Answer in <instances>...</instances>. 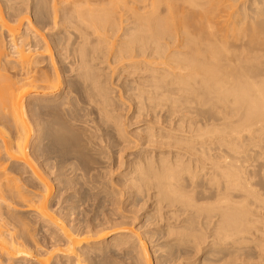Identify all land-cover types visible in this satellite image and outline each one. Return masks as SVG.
<instances>
[{
    "label": "bare ground",
    "instance_id": "1",
    "mask_svg": "<svg viewBox=\"0 0 264 264\" xmlns=\"http://www.w3.org/2000/svg\"><path fill=\"white\" fill-rule=\"evenodd\" d=\"M64 1H31L50 40L0 18V264H264V0ZM78 185L137 215L70 224L50 201Z\"/></svg>",
    "mask_w": 264,
    "mask_h": 264
},
{
    "label": "rangeland",
    "instance_id": "2",
    "mask_svg": "<svg viewBox=\"0 0 264 264\" xmlns=\"http://www.w3.org/2000/svg\"><path fill=\"white\" fill-rule=\"evenodd\" d=\"M33 2V0H11L10 2H12V3H20V2H22V3H20V4H22V5H24V8L26 9V11H28V14L30 15V17L33 19V25L36 27V28H40L41 26V28H40V30H39V32H40V34L42 35V37L44 36V38H46V39H48V40H50L51 38H53L52 37V35L53 36H55L56 34H55V31H56V33H60V34H62V32H64V28L63 27H65L66 25L65 24H62V27L59 25L58 27H57V25L56 26H54V24H52V23H50V25H46V24H49L47 21L48 20H46L47 18H43L44 19V21H43V19L41 18H37V16H36V18L37 19H40V21L38 22L37 20H36V18H35V15H34V10L32 9V2ZM61 1H63V0H61ZM69 1H71V4H80L79 6L78 5H76V7L78 8V9H81L82 11H86L87 9H89L88 8V6L87 5H89V7H100L101 5H103L104 6V4H100V5H91V4H87V3H72L73 2V0H65L64 2H62L63 3V5H66L67 3V5H71L70 4V2ZM176 1V0H175ZM179 1H181V0H178V2ZM184 0H182L181 2H183ZM8 0H0V18H3V19H5V20H7L10 24H13L14 23V21H13V18H14V12H13V9H10V8H8L7 6V3H10ZM151 2V0H146V1H144L142 4L143 5H145V4H149ZM165 2V1H164ZM168 1H166V3H167ZM24 3V4H23ZM166 3H162L161 4V6H163V7H165V8H167V4ZM28 7H27V6ZM91 5V6H90ZM102 6V7H103ZM80 7V8H79ZM81 7H83V8H81ZM87 7V8H86ZM94 7V8H95ZM84 8H86L85 10H83ZM49 19V18H48ZM49 20H52V19H49ZM47 22V23H46ZM51 22V21H50ZM47 26V28L46 27H43L44 26V24ZM40 24V25H39ZM52 25H53V27H52ZM49 26V27H48ZM44 28V29H43ZM61 28V29H60ZM42 29V30H41ZM60 31V32H59ZM1 32V31H0ZM55 34V35H54ZM5 36V35H4ZM51 36V37H50ZM48 43H50V45L51 46H53V44H52V41H50V42H48ZM11 47H9L8 49H10ZM53 51L54 52H56V48H53ZM56 55H54V57H55ZM56 59H57V57H56ZM56 65L57 66H60L57 62H56ZM59 68V67H58ZM58 70H60V69H58ZM1 72H3V73H6L7 71H5V70H2L1 69ZM63 74V73H62ZM77 85V84H76ZM76 141H75V144L76 145H79V144H81V145H83V138H84V136H83V132H82V130L81 129H78L77 130V135H76ZM82 141V142H81ZM78 142H80V143H78ZM92 156H93V154L89 151V150H86L84 153H83V155L80 157V160H81V162L83 163L84 161H86V162H84L83 164H88V162H90V161H92L91 159H93L92 158ZM94 157V156H93ZM82 158V159H81ZM117 173H118V171L116 172V174H115V178L117 179V176L119 177V175H117ZM78 188V189H77ZM65 189V190H64ZM58 190H60V191H58ZM80 191V187H79V185L78 186H76V188H75V186L74 187H72V188H57L56 189V194H55V196L53 197V198H51L52 199V201H50V202H52L53 203V201H54V207L53 208H56V210H57V208H58V210L57 211H63V213L62 214H64V211H65V213L68 211L69 213H71L72 212V214L73 215H71L70 214V216H69V218L71 219V218H73V219H71L72 221L70 222L69 220V223L70 224H78V223H82V225L83 226H85L86 225V221L87 220H90V219H88V218H91L92 219V221H94L95 219H96V217H97V219H96V221H94V222H91V220H90V222L89 221H87V223L89 222L91 225H89V227H87L88 229L91 227H93V226H95L96 224H97V229L96 228H94L95 230V232H96V230H99V227H98V225H102L103 223V221H104V218H106V217H110V215H111V217H113V218H115V217H117V215H116V213H117V211H116V209L119 211L118 212V217L119 216H121L120 214H122V215H124L125 216V218L126 219H130V220H132V218L135 216V215H137V213H135L134 211H133V209L132 208H130V206L129 205H125V204H122L121 205V209L119 208V206H117V204H113L112 203V205L115 207H113L110 203V200H107V199H110V197L109 198H105V197H103L104 196V194H100V196H99V194H97V196H98V198H97V196H95V201H94V198L92 197V194L93 193H95L94 191H93V193H92V190H89V194L91 195V197H92V200H91V197H88V198H86V199H88V201L86 200V202H84V201H82L83 203H80V202H78V203H80V205L77 203V201H73V200H70V201H68V199H70L71 197H69V196H71V195H80V193L83 191L82 189H81V191ZM59 192V193H58ZM61 192H62V195H61ZM75 192H77V193H79V194H74ZM70 193V194H69ZM88 194V195H89ZM61 195V196H60ZM89 195V196H90ZM95 194H93V196H94ZM81 196V195H80ZM56 197V198H55ZM90 198V199H89ZM96 198L97 199H100V198H103L102 200H104V202L105 203H103L102 205H100V206H102V208H99V202L100 201H102V200H96ZM59 199H60V201H59ZM66 199V200H65ZM124 199V198H123ZM58 200V201H57ZM90 200V201H89ZM65 201V202H64ZM107 201V202H106ZM60 202V203H59ZM76 204V205H78L79 206V208L77 207V206H75L74 204ZM108 202H110V203H108ZM58 203V204H57ZM100 203H102V202H100ZM110 204V205H108V204ZM104 204H105V206H104ZM56 205V206H55ZM63 205V206H62ZM74 207H73V206ZM97 205V206H96ZM108 205V206H107ZM125 205V206H124ZM70 206H72L73 208H78L77 210L76 209H73L72 207H70ZM123 206V207H122ZM128 206H129V210H128ZM61 207V208H60ZM68 207V208H67ZM107 207V208H106ZM109 207V208H108ZM111 207V208H110ZM125 207V208H124ZM72 209V210H71ZM109 209H113L114 211H116V212H114V211H111L110 210V212H109ZM123 209V210H122ZM132 209V211L134 212V213H132V211H130ZM79 210V211H78ZM98 210V211H97ZM100 210V211H99ZM105 210V211H104ZM73 211H75V213H73ZM81 211V214L79 213ZM102 211H104V212H102ZM108 213H107V212ZM122 211V212H121ZM141 212L143 211V209H141L140 210ZM139 211V213H141ZM82 212H83V216H80V215H82ZM88 212V213H87ZM98 212H100V213H102V215H100V213L98 214ZM112 212V213H111ZM114 212V213H113ZM77 213H78V215H77ZM107 214L105 217H104V215L103 214ZM80 214V215H79ZM97 214H98V216L100 217V218H102V219H99L98 218V216H97ZM108 214H110L109 216H108ZM114 214V215H113ZM87 215H88V217H87ZM96 215V216H95ZM116 215V216H115ZM77 216V217H76ZM78 216H79V218H78ZM94 216V217H93ZM130 217V218H128V217ZM83 217V218H82ZM93 217V218H92ZM76 218H78V219H76ZM86 218V219H85ZM99 220V221H98ZM103 220V221H102ZM138 221L140 220V219H137ZM36 221H37V219H36ZM100 221H102V222H100ZM75 222V223H74ZM93 223H95L94 225H93ZM46 224H48V226L50 225V223L48 222V223H46ZM53 225L54 224H51L48 228H50L49 229V231L48 232H50L52 229H55L56 228V226L55 227H53ZM93 225V226H92ZM86 226H88V224L86 225ZM38 227H40V228H42V224H41V226H40V224H37L36 225V228H38ZM100 227H103V225L102 226H100ZM40 228H39V230H40ZM44 228V227H43ZM48 228H44L43 230L45 231V229H48ZM92 228V229H93ZM100 229H102V228H100ZM42 230V229H41ZM42 230V231H43ZM58 230V229H57ZM41 231V232H42ZM40 232V234H39V232H38V234H37V236L39 237V239H40V237H41V241H42V243H46V241L48 240V244H47V246L49 245V247L51 246L50 244H51V242H49L50 241V239H47L48 238V236L50 237V235H49V233H48V236H46L47 234H43V232L41 233ZM44 233H47L46 231L44 232ZM44 235H45V237H44ZM42 237H44V238H42ZM43 240H44V242H43ZM58 242V241H57ZM50 243V244H49ZM153 244L154 243H149V248H153ZM122 246V247H121ZM120 246V248H123V249H120V248H118L119 246H111V248L109 249V248H106L105 249V251L107 252V251H109L108 253H105V254H107L106 256H109L108 258L111 260L112 259V261H113V263L109 260V259H106L105 258V255H102V254H96V252H90V255L92 256V257H90L89 256V254H88V256L90 257H88L86 254L85 255H82L84 258H85V256H87L85 259L82 257V259H81V261L78 263V264H103L106 260H109L108 261V263L107 264H138V262L136 261V259H135V256H134V258H132L133 256V252H131V254L129 255V251L127 252V246H124V245H121ZM117 247V248H116ZM125 248V249H124ZM46 249H47V247H46ZM127 249V250H126ZM104 251V252H105ZM94 253L96 254V256H93L94 255ZM97 253H99V252H97ZM127 253H128V255H127ZM93 254V255H92ZM104 254V253H103ZM135 254V253H134ZM44 258L46 259V258H50V260H51V262L49 263V264H66L67 263V257H66V255H63V253L61 252V251H57V250H52V251H50V252H45L44 254ZM100 256H104V259H103V261L101 260L102 259V257H100ZM155 257H156V255H154ZM152 257L153 259L152 260H154L155 259V257ZM24 258V257H23ZM60 258V259H59ZM76 257H74V259H75ZM88 258H89V260H88ZM93 258H95L94 259V261L92 260V262H91V259H93ZM99 259V260H98ZM16 261L17 260H19V261H21V260H23L22 258H19V259H15ZM59 260V261H58ZM77 260V259H76ZM96 260V261H95ZM58 261V263H56ZM100 261H102V262H100ZM61 262V263H60ZM73 262V263H72ZM75 262V260L73 261V258H72V261L70 260V262H68L67 264H76V263H74ZM104 264H106V263H104ZM140 264V263H139ZM154 264H159V263H157V262H155Z\"/></svg>",
    "mask_w": 264,
    "mask_h": 264
}]
</instances>
